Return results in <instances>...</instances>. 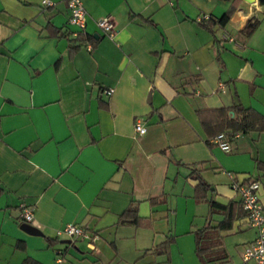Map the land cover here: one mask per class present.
Wrapping results in <instances>:
<instances>
[{
	"label": "crops",
	"instance_id": "0c3cea01",
	"mask_svg": "<svg viewBox=\"0 0 264 264\" xmlns=\"http://www.w3.org/2000/svg\"><path fill=\"white\" fill-rule=\"evenodd\" d=\"M83 2L80 30L68 0H0V264H245L257 228L232 181L259 179L264 204V129L224 150L198 110L242 102L264 115V3ZM227 10L228 22L206 24ZM106 15L114 36L98 24ZM81 32L88 40L71 48ZM22 204L42 233L24 226ZM221 204L235 216L222 231L228 255L208 262L196 234L181 235L223 220ZM67 222L99 231L95 246L58 237Z\"/></svg>",
	"mask_w": 264,
	"mask_h": 264
},
{
	"label": "trees",
	"instance_id": "16d2710c",
	"mask_svg": "<svg viewBox=\"0 0 264 264\" xmlns=\"http://www.w3.org/2000/svg\"><path fill=\"white\" fill-rule=\"evenodd\" d=\"M231 17L229 10L225 11L219 17H213L211 22L210 16L207 18V25L212 27V23L225 24ZM255 20L251 26L250 31L257 25ZM88 38L82 32L75 38L71 39V48L75 49L81 47ZM234 111V115L230 113V110ZM200 119L205 129L210 134L217 135L221 131H226L230 137L232 132L241 131L248 132L251 130H263L264 129V115L257 109L251 106H245L242 102L233 104L232 106H222L217 108H202L198 110ZM260 166H264V162H259ZM198 183L196 184L195 196L197 200L206 198V192L210 187L208 181L199 174ZM212 212L220 206L217 201L211 200ZM231 206V205H230ZM229 205L225 206L221 204V208L229 209L226 217L217 224L208 222L204 226L198 228L195 231L196 234V251L198 255L205 261H215L221 258H225L228 253L224 246L222 231L232 226L234 215L232 207ZM243 207V205H242ZM136 211V210H135ZM245 211V209H244ZM246 213V211H245ZM135 220H139L138 216H135ZM172 238H168L162 245L169 247Z\"/></svg>",
	"mask_w": 264,
	"mask_h": 264
},
{
	"label": "built area",
	"instance_id": "2783aa9c",
	"mask_svg": "<svg viewBox=\"0 0 264 264\" xmlns=\"http://www.w3.org/2000/svg\"><path fill=\"white\" fill-rule=\"evenodd\" d=\"M44 2L51 3V0H44ZM70 9V23L76 25L80 30H84L87 25V8L83 0H68ZM208 15L203 16L202 19L208 18ZM99 26L106 31V33L114 36L116 32V24L111 15H106L98 19ZM228 37L232 38L228 34ZM88 49H92V44H86ZM108 93L114 91L113 87L106 89ZM147 129L144 122L140 119L136 121V130L145 132ZM242 132L235 131L231 133L230 137L226 131H221L215 135L214 140L224 149L230 150L232 140L237 138ZM261 186L260 180L257 178H249L247 181L233 180L232 188L241 194V201L243 208L246 211L249 223L257 228V236L254 240L245 246L243 252L244 263L254 261V264H264V204L259 197V188ZM24 222L33 224L34 208L31 205L22 204ZM57 236H67L73 238H86L90 244L95 246V242L100 237L97 230L88 228L79 222H67L64 226L57 230ZM61 260V256H58Z\"/></svg>",
	"mask_w": 264,
	"mask_h": 264
},
{
	"label": "rangeland",
	"instance_id": "374dc122",
	"mask_svg": "<svg viewBox=\"0 0 264 264\" xmlns=\"http://www.w3.org/2000/svg\"><path fill=\"white\" fill-rule=\"evenodd\" d=\"M180 206H181V212L179 214V230L184 229V225L185 223H187L189 216L191 215V213L188 212V209L191 210L192 209V205L188 207V204L186 203V198L182 199L180 202ZM193 234L194 239H195V233L192 232H188V233H184L181 236L182 237H187L188 235ZM180 236V237H181Z\"/></svg>",
	"mask_w": 264,
	"mask_h": 264
},
{
	"label": "water",
	"instance_id": "95a60500",
	"mask_svg": "<svg viewBox=\"0 0 264 264\" xmlns=\"http://www.w3.org/2000/svg\"><path fill=\"white\" fill-rule=\"evenodd\" d=\"M260 3H264V0H258ZM231 113L234 115V111L231 110ZM24 226L29 230L31 231L32 233H42V231L37 227L35 226L34 224L32 223H29V222H23ZM63 241H67V242H70L72 241L71 238H67V239H63Z\"/></svg>",
	"mask_w": 264,
	"mask_h": 264
}]
</instances>
